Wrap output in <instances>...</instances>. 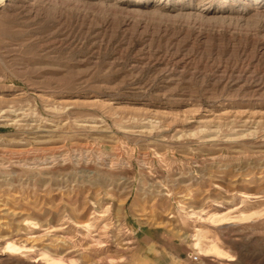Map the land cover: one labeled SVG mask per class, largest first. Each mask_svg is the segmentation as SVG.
Here are the masks:
<instances>
[{"label":"rangeland","instance_id":"1","mask_svg":"<svg viewBox=\"0 0 264 264\" xmlns=\"http://www.w3.org/2000/svg\"><path fill=\"white\" fill-rule=\"evenodd\" d=\"M211 21L6 1L0 264H264V25Z\"/></svg>","mask_w":264,"mask_h":264},{"label":"bare ground","instance_id":"2","mask_svg":"<svg viewBox=\"0 0 264 264\" xmlns=\"http://www.w3.org/2000/svg\"><path fill=\"white\" fill-rule=\"evenodd\" d=\"M7 0H0V8L6 3ZM42 3L58 4L63 7H71L74 9H86L91 8L94 11H106L108 14H125L132 17L138 16L145 20H155L158 19L164 22H178L191 27H203L209 26L211 20H217L223 24L227 25H246V26H263L264 25V9H258L256 7L251 8L249 12H244L243 10L222 9L224 4L229 0H183L188 3V7H177L172 6L171 9H167L165 5L153 7L149 6L146 8L142 7H129L127 3H122L120 0H38ZM149 3L151 0H143ZM218 2L220 6L218 12L215 15L208 16L207 13L199 8V5H203L209 8L211 5ZM230 2V1H229ZM247 4H249L247 2ZM246 4V5H247ZM251 4V2H250ZM238 5H241L239 3ZM217 21H214L217 23ZM212 22V21H211ZM218 22V23H219ZM141 24V23H140ZM213 24V25H214ZM211 27V26H209ZM200 30V29H199ZM248 32V31H247ZM195 247L199 252L213 251L215 253H221L215 245H211L208 248L204 247L203 241L201 240V234L196 233ZM4 251L11 254H25L26 246L21 245L17 242L9 240L3 246ZM28 251V250H27ZM39 257L46 262H63L62 259H58L53 256L50 250L42 251L39 253Z\"/></svg>","mask_w":264,"mask_h":264},{"label":"built area","instance_id":"3","mask_svg":"<svg viewBox=\"0 0 264 264\" xmlns=\"http://www.w3.org/2000/svg\"><path fill=\"white\" fill-rule=\"evenodd\" d=\"M195 258H197V256H195Z\"/></svg>","mask_w":264,"mask_h":264}]
</instances>
